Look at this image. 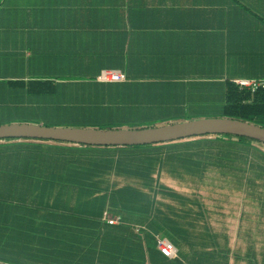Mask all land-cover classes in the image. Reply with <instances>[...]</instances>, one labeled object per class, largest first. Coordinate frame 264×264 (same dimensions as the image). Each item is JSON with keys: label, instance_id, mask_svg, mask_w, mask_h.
<instances>
[{"label": "crops", "instance_id": "1", "mask_svg": "<svg viewBox=\"0 0 264 264\" xmlns=\"http://www.w3.org/2000/svg\"><path fill=\"white\" fill-rule=\"evenodd\" d=\"M101 71L123 81L100 83ZM225 80L264 82V0H0L3 125L184 122L210 109V83ZM31 82L51 83L52 94L28 92ZM66 119L91 124L58 125ZM34 141H0L1 258L34 264L41 251L58 259L42 264H65V242L50 240L56 215L101 229V243L79 241L71 264H264V186H247L251 172L219 146L236 139ZM33 209L36 222L19 217Z\"/></svg>", "mask_w": 264, "mask_h": 264}, {"label": "trees", "instance_id": "2", "mask_svg": "<svg viewBox=\"0 0 264 264\" xmlns=\"http://www.w3.org/2000/svg\"><path fill=\"white\" fill-rule=\"evenodd\" d=\"M102 72L103 71L99 73L98 77ZM36 86L38 88H36ZM52 88L53 85L48 82H44V83L31 82L28 84V92L30 93L33 92L36 94H46V93L52 94L53 91ZM210 89H211L210 108H214L217 110V112L220 114L219 118L240 120L264 128V82H261V84L257 86L255 91L253 92L246 89H240L238 86H236L234 83L228 80H225L223 82H217V81L211 82ZM8 116L9 118L11 117V115ZM192 117L194 118L195 115H185L183 120L185 121L194 120L191 119ZM66 120L67 121L64 122L72 126L85 127L91 124L84 122L82 120L77 121L78 119L73 121H71L72 119H66ZM97 124L100 123H93L91 125H97ZM198 138L216 139V140L236 139V144L227 141L225 143L219 144V146L224 147L227 152L226 155L228 157H224V161H226V163L229 162V164L231 163L234 164L235 165L234 169L241 171L242 174L244 173L249 174V172H251V178L248 179V176L246 178L248 180V182L246 183L247 186L253 185L251 183H255L258 186H264V145L263 144L250 139L232 137V136L212 135V136H204ZM42 143H50V142L44 141ZM58 144L71 145L65 143H58ZM79 149H83V148L79 147ZM86 149H96V148L88 147ZM238 155H240V157ZM250 158L252 159L253 162L252 166H250L249 164ZM238 159L241 160L239 163H238ZM225 165L228 166V164ZM39 213H40L39 211L33 209L24 213L20 212L19 217L26 219L32 218L34 219V222H36L37 218L40 217ZM49 220H50V225L48 226L50 227V232H51V237H50L51 245L52 242L55 241V246L57 247L59 239L65 242L66 256L60 259L62 260V263L71 264L75 261L76 259L75 249L79 246L78 245L79 241H83V244L91 249L95 248L97 244L101 243L99 237H97L98 239L93 238V236L101 232V229L98 228L99 225L96 222L90 221L86 224V226L85 225L80 226L74 224L73 220L70 221L66 220L63 223L56 215H54V217L50 216ZM58 235H60L59 239H57ZM39 254L40 257H34L31 259L34 264H42V262H47L49 260L50 262L51 261L58 262L57 258H53L51 256L50 258L41 257V251Z\"/></svg>", "mask_w": 264, "mask_h": 264}, {"label": "water", "instance_id": "3", "mask_svg": "<svg viewBox=\"0 0 264 264\" xmlns=\"http://www.w3.org/2000/svg\"><path fill=\"white\" fill-rule=\"evenodd\" d=\"M212 135L246 138L264 145V128L227 118L195 119L141 129L50 128L33 124L0 126V141L37 140L95 148L148 146Z\"/></svg>", "mask_w": 264, "mask_h": 264}, {"label": "built area", "instance_id": "4", "mask_svg": "<svg viewBox=\"0 0 264 264\" xmlns=\"http://www.w3.org/2000/svg\"><path fill=\"white\" fill-rule=\"evenodd\" d=\"M97 81L100 83H120L123 81V78L119 72L103 71L98 77ZM233 83L240 89H247L251 92L255 91L257 86H259L257 82L249 80H235L233 81ZM107 220L110 224L116 223L110 218H108ZM156 249L160 253V255L166 259L177 258L174 246L167 241H157Z\"/></svg>", "mask_w": 264, "mask_h": 264}, {"label": "rangeland", "instance_id": "5", "mask_svg": "<svg viewBox=\"0 0 264 264\" xmlns=\"http://www.w3.org/2000/svg\"><path fill=\"white\" fill-rule=\"evenodd\" d=\"M8 115L2 117L0 119V125L3 124H7L9 122V119L7 117ZM220 114L217 112L216 109L214 108H210V109H204L202 110V112H200L198 115H195V117L191 118V119H205V118H219ZM188 118V117H186ZM52 124H57L52 123ZM121 124H125V125H121ZM154 123H149V122H142V123H121V122H113V123H100L97 125H94V128H106V127H113L114 128H123V129H136V128H143V127H151ZM58 125H62V126H66L69 125L67 123L65 124H58ZM121 125V126H119ZM219 136H223V135H219ZM198 138V137H196ZM78 147H83V146H78ZM0 262L3 264H28L25 263L21 260L18 259H8V258H1L0 257Z\"/></svg>", "mask_w": 264, "mask_h": 264}]
</instances>
